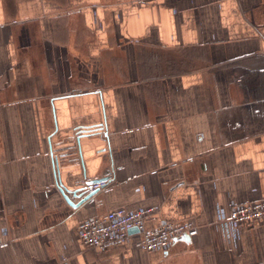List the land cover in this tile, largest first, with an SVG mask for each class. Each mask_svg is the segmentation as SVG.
<instances>
[{
    "label": "crops",
    "instance_id": "1",
    "mask_svg": "<svg viewBox=\"0 0 264 264\" xmlns=\"http://www.w3.org/2000/svg\"><path fill=\"white\" fill-rule=\"evenodd\" d=\"M261 199L264 0H0V264H264V217L236 247L215 220ZM117 208L199 231L87 246L78 222Z\"/></svg>",
    "mask_w": 264,
    "mask_h": 264
},
{
    "label": "built area",
    "instance_id": "2",
    "mask_svg": "<svg viewBox=\"0 0 264 264\" xmlns=\"http://www.w3.org/2000/svg\"><path fill=\"white\" fill-rule=\"evenodd\" d=\"M92 17L97 21L95 12ZM103 182L91 185L90 190L106 189ZM93 196L90 201H94ZM229 207L218 203L216 207V227L229 245L238 246L242 231L253 226L264 217V199L254 202H231ZM156 208L127 210L117 208L103 215L84 218L76 225L82 241L89 247L108 250L128 242L134 234L136 244L147 251L168 250L176 238L194 236L199 231L197 223L191 220L181 222L161 221L149 226V220H157ZM136 227V232H131ZM65 261V258H62Z\"/></svg>",
    "mask_w": 264,
    "mask_h": 264
},
{
    "label": "water",
    "instance_id": "3",
    "mask_svg": "<svg viewBox=\"0 0 264 264\" xmlns=\"http://www.w3.org/2000/svg\"><path fill=\"white\" fill-rule=\"evenodd\" d=\"M78 144L80 140V136L76 139ZM108 176H101L96 178H90L88 180H83L76 188H68L61 184V191L63 194V197L67 204L73 208H78L80 206L85 205L86 203L90 202V199L93 196H96L98 192H100V188H96L94 190H90L91 185H94L96 183L103 182L104 185L107 184ZM131 232H136L137 228L134 227L130 230Z\"/></svg>",
    "mask_w": 264,
    "mask_h": 264
}]
</instances>
